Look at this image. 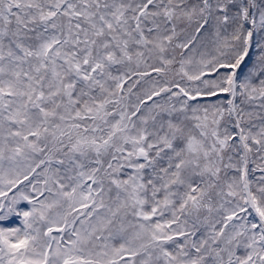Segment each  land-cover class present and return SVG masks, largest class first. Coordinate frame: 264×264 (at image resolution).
Wrapping results in <instances>:
<instances>
[{
    "label": "snow or ice",
    "instance_id": "6c2138e0",
    "mask_svg": "<svg viewBox=\"0 0 264 264\" xmlns=\"http://www.w3.org/2000/svg\"><path fill=\"white\" fill-rule=\"evenodd\" d=\"M0 264H264V0H0Z\"/></svg>",
    "mask_w": 264,
    "mask_h": 264
}]
</instances>
